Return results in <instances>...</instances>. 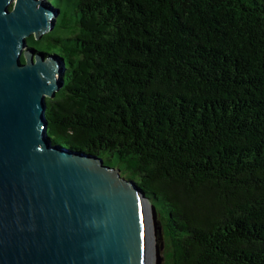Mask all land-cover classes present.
Segmentation results:
<instances>
[{"label": "trees", "instance_id": "trees-1", "mask_svg": "<svg viewBox=\"0 0 264 264\" xmlns=\"http://www.w3.org/2000/svg\"><path fill=\"white\" fill-rule=\"evenodd\" d=\"M45 2L26 43L63 63L53 142L140 187L163 264H264V0Z\"/></svg>", "mask_w": 264, "mask_h": 264}, {"label": "water", "instance_id": "water-1", "mask_svg": "<svg viewBox=\"0 0 264 264\" xmlns=\"http://www.w3.org/2000/svg\"><path fill=\"white\" fill-rule=\"evenodd\" d=\"M58 13L45 0H0V264H162L158 214L140 187L47 134L45 98L63 63L26 38Z\"/></svg>", "mask_w": 264, "mask_h": 264}, {"label": "rangeland", "instance_id": "rangeland-1", "mask_svg": "<svg viewBox=\"0 0 264 264\" xmlns=\"http://www.w3.org/2000/svg\"><path fill=\"white\" fill-rule=\"evenodd\" d=\"M74 10H75V3H72V4H70V6H69V11H68V15H70L71 13H74ZM44 57H47V56H44ZM59 75H60V72H59ZM49 136V135H48ZM112 167H116V166H112ZM157 221L158 222H160V219H159V217H158V215H157ZM158 225H160V223L158 224ZM161 226V225H160ZM161 232H160V234H161V236H160V234L158 233V231H156V243L158 244V246H160L161 247V249H160V253H161V255H162V253L164 252V250H165V244H164V234H163V232H162V230H160ZM162 238V239H161ZM162 242V243H161ZM164 263V259H163V261H162V264Z\"/></svg>", "mask_w": 264, "mask_h": 264}, {"label": "clouds", "instance_id": "clouds-1", "mask_svg": "<svg viewBox=\"0 0 264 264\" xmlns=\"http://www.w3.org/2000/svg\"><path fill=\"white\" fill-rule=\"evenodd\" d=\"M52 19V18H51Z\"/></svg>", "mask_w": 264, "mask_h": 264}]
</instances>
